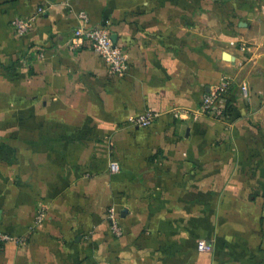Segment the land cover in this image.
<instances>
[{"label": "crops", "instance_id": "crops-1", "mask_svg": "<svg viewBox=\"0 0 264 264\" xmlns=\"http://www.w3.org/2000/svg\"><path fill=\"white\" fill-rule=\"evenodd\" d=\"M80 12L125 76L68 47ZM223 76L230 127L175 116ZM0 232V264H264V0H0Z\"/></svg>", "mask_w": 264, "mask_h": 264}, {"label": "built area", "instance_id": "built-area-1", "mask_svg": "<svg viewBox=\"0 0 264 264\" xmlns=\"http://www.w3.org/2000/svg\"><path fill=\"white\" fill-rule=\"evenodd\" d=\"M79 24L74 29L72 35L67 41V45L71 50L82 48L87 42H90L94 50L108 63L110 70L119 77H123L129 70L128 57L123 48L118 45L112 38V34L108 28L91 27L89 26V16L86 12L78 14ZM35 16L28 18L17 17L12 21V27L16 35L21 36L26 34L32 27ZM242 48H245L243 46ZM233 78L231 76H223L220 83L214 86L204 96L202 104L194 110H186L183 108H175L174 114L176 117L182 118L184 115H189L193 119H198L202 116L209 117L225 127L231 125V111L229 108L230 91L233 86ZM243 97H250L249 85L243 83L241 85ZM160 112L153 109H147L144 113L130 118V124L135 126H148L155 122ZM120 169L117 162L111 163V170L118 172ZM45 214V209L42 207L36 218V222H41ZM109 219L112 222L114 231L121 234L120 225L117 222L116 212L114 208L109 210ZM12 237L8 234L0 232V240H9ZM198 249L204 252L213 250V244L204 240H198Z\"/></svg>", "mask_w": 264, "mask_h": 264}]
</instances>
